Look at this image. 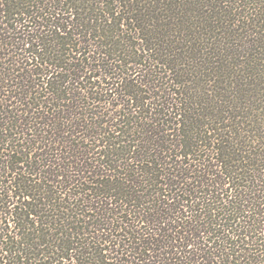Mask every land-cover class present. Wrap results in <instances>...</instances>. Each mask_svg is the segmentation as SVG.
Here are the masks:
<instances>
[{
    "label": "trees",
    "instance_id": "1",
    "mask_svg": "<svg viewBox=\"0 0 264 264\" xmlns=\"http://www.w3.org/2000/svg\"><path fill=\"white\" fill-rule=\"evenodd\" d=\"M0 264H264V0H0Z\"/></svg>",
    "mask_w": 264,
    "mask_h": 264
}]
</instances>
